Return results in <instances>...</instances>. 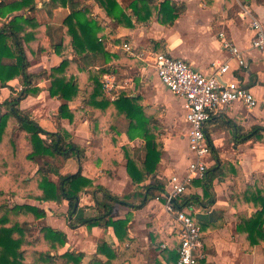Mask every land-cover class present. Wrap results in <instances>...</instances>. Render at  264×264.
Listing matches in <instances>:
<instances>
[{
    "label": "crops",
    "instance_id": "0c3cea01",
    "mask_svg": "<svg viewBox=\"0 0 264 264\" xmlns=\"http://www.w3.org/2000/svg\"><path fill=\"white\" fill-rule=\"evenodd\" d=\"M169 1L174 7H183L171 25H161L157 19L148 24H134L127 28L115 25L102 9L92 1H88L91 16L105 21L103 34L115 31L105 40V51L114 55L128 44L131 59L119 69L123 81L130 80L125 89L133 91L132 96H139L145 106L158 112V122L165 131L162 138V155L154 178L145 184L152 185L158 181L162 185L173 174L183 175L190 154L185 138L186 124L184 121L183 99L171 94L157 78L150 56L153 53H165L171 57L182 59L191 68L202 74H209L212 62L222 63L228 60V52L220 47L218 33L223 32L226 38L240 49L245 57L246 65L230 71L225 80H237L243 88L250 91L258 100L259 105L246 110L240 103H234L224 112L213 115L205 124L204 132L210 144L211 155L208 169L214 164L212 155H216L223 163L239 168L242 182L248 186L260 184L264 191V50L251 47L253 31L250 19L244 11L258 19L264 29V0H157ZM34 8L14 12L13 15L35 20L39 25L50 27V33L44 35L45 46L57 41L63 35V22L70 11L65 7H52L49 0H34ZM131 0H120V5L128 9ZM1 25V23H0ZM70 50V49H69ZM29 62L28 72L33 75L49 74L52 68L60 65L64 58L72 57L71 53H55L52 50L41 52L35 57L26 51ZM111 62H108L110 65ZM232 67L233 64L230 63ZM122 81V82H123ZM24 87L14 80L8 87L0 89V105L10 100L18 89ZM15 92V93H14ZM66 104L70 114L82 108L80 98L64 101L51 97L45 89L44 82H38L27 88L19 109L27 113L29 119L48 134L67 133V142L82 149L81 158L72 156L60 159L54 166L60 176L81 175L93 186H100L110 194L119 198L135 193V185L126 172V161H120L111 175L104 173L94 163L95 154L91 147L93 135L88 128L87 116L69 115L58 117L59 108ZM5 109L0 107V115ZM259 131L255 132L254 129ZM13 139L19 134L17 129L12 132ZM165 134L168 137H165ZM118 146L128 144L124 134L115 136ZM40 138L46 139L44 135ZM103 138V137H101ZM141 146V141H135ZM23 143L19 144V148ZM200 178L191 181L184 196L179 199L198 196L203 193ZM49 181L58 187L59 179L49 176ZM238 180L233 175L216 178L212 182V199L210 204H190L186 211L192 213L194 221L207 226L201 234L199 264H264V243L247 249L238 241L236 233V213L239 200L234 197L238 191ZM264 195V193H263ZM145 200V197H144ZM142 199L139 196L126 200L125 205H114L110 214L113 221L128 218V241L119 245L111 227L81 225L76 229L68 226V203L40 202L34 199L18 197L10 201V205L23 203L42 210L45 217L35 222V227H49L60 231L65 236V246L59 254L74 251L83 255L82 264H89L98 258L103 264L106 256L96 255L97 246L106 243L113 252L115 262L111 264H175L178 250V227L172 216L163 209L162 200L154 197L135 209ZM85 217L96 214L95 201L91 193L84 194L79 200ZM251 214V210H248Z\"/></svg>",
    "mask_w": 264,
    "mask_h": 264
},
{
    "label": "trees",
    "instance_id": "16d2710c",
    "mask_svg": "<svg viewBox=\"0 0 264 264\" xmlns=\"http://www.w3.org/2000/svg\"><path fill=\"white\" fill-rule=\"evenodd\" d=\"M88 1L102 9L115 25L127 28L134 27V24H148L153 19L161 25H171L183 10V7H174L169 1L157 0H131L128 9L122 8L120 0H49L52 7H65L70 13L63 22V35L46 47L43 39L50 33V27L13 15L14 12L34 8V0H0V89L8 87V83L14 80L24 87L22 94H14L0 105L5 109L0 115V264H82L81 253L67 251L59 254L65 246L62 232L49 227H35V222L45 217L44 212L23 203L10 205L15 197L40 202L67 201L70 229L81 225L111 227L121 246L129 240L128 218L111 220L114 205H125L126 200L139 196L142 199L140 204L132 206L137 209L146 199L163 190L158 181L140 186L154 178L163 153V132L158 112L143 105L142 99L137 95L133 97V91L129 89L116 91L113 101L104 94L102 76L114 75L117 83L121 84L124 77L119 75V69L132 60L126 57L125 51L119 50L114 55L105 51V40L115 31L103 34L105 21L91 16ZM46 50L58 54L66 50L72 57L64 58L49 74H30L26 51L38 57ZM42 81L51 97L64 101L82 100L81 110L72 114L67 105L62 104L58 117L70 114V121L74 115L88 117V128L93 135L94 163L111 175L116 165L125 160L126 172L135 185L134 194L121 198L114 196L100 186H93L92 181L83 177L80 171L74 175H59L54 163L77 154L81 158L82 149L67 142L66 132H43L27 113L19 109L27 88ZM14 129L21 133L16 139H13ZM122 134L129 143L119 147L115 136ZM136 140L141 141L140 147L136 146ZM20 143H23L21 148ZM212 160L214 164L198 181L202 199L192 196L176 200L174 207L193 218L186 207L197 203L210 204L213 180L233 175L239 185L234 195L239 200L235 205L238 241L247 249L264 243L263 188L260 184L245 185L238 167L221 162L216 155H212ZM50 175L58 177V187L49 181ZM87 193L94 197L96 214L93 217H85L79 207L80 198ZM197 225L201 240L207 226ZM96 255L106 256L105 264L116 261L106 243L97 246ZM89 264L103 263L94 258Z\"/></svg>",
    "mask_w": 264,
    "mask_h": 264
},
{
    "label": "built area",
    "instance_id": "2783aa9c",
    "mask_svg": "<svg viewBox=\"0 0 264 264\" xmlns=\"http://www.w3.org/2000/svg\"><path fill=\"white\" fill-rule=\"evenodd\" d=\"M250 19L253 31L251 47L264 50V29L258 19L244 11ZM220 47L228 52V60L222 63L212 62L209 74H202L191 68L182 59L171 57L165 53H153L150 61L161 84L174 96L182 98L184 121L186 124L185 138L190 159L183 175L173 174L163 184V190L154 198L163 202V209L172 216L177 224L178 250L175 264H198L201 249L200 229L193 218L176 209L175 202L182 198L191 181L202 178L210 163L211 148L204 132L205 124L213 115L224 112L234 103H240L246 110L258 107L259 102L253 94L243 88L235 79L225 80L232 70L246 65L243 52L230 42L223 32L218 33ZM122 48L132 54L128 44ZM233 64L234 67L231 66ZM101 85L104 94L111 101L116 99V91L130 85V80L118 84L111 74L103 75ZM20 87L17 95L22 94Z\"/></svg>",
    "mask_w": 264,
    "mask_h": 264
},
{
    "label": "rangeland",
    "instance_id": "374dc122",
    "mask_svg": "<svg viewBox=\"0 0 264 264\" xmlns=\"http://www.w3.org/2000/svg\"><path fill=\"white\" fill-rule=\"evenodd\" d=\"M161 125V124H160ZM162 126V125H161ZM162 132H163V134L161 135V140H162V138H163V136H164V133H165V131H164V129H163V126H162ZM165 137L167 138L168 137V135L167 134H165ZM136 144V143H135Z\"/></svg>",
    "mask_w": 264,
    "mask_h": 264
}]
</instances>
